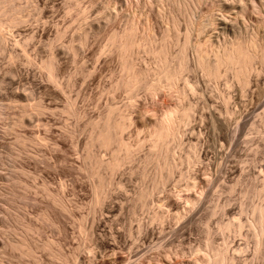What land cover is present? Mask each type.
<instances>
[{
    "label": "rangeland",
    "instance_id": "1",
    "mask_svg": "<svg viewBox=\"0 0 264 264\" xmlns=\"http://www.w3.org/2000/svg\"><path fill=\"white\" fill-rule=\"evenodd\" d=\"M191 1L166 8L183 42L190 14L198 18L183 98L149 90L152 42L130 51L145 72L130 92L114 41L137 16L136 36L154 32L159 47L166 27L157 0L12 2L21 20H0V264H201L207 243H227L235 264H264V233L251 225L264 205V59H254L247 85L193 66L198 43L210 58L235 38L255 37L264 49V0ZM172 109L181 122L155 156L153 131ZM181 110L191 112L188 123ZM109 117H123L117 133L129 157L101 145ZM164 159L170 173L159 169Z\"/></svg>",
    "mask_w": 264,
    "mask_h": 264
},
{
    "label": "bare ground",
    "instance_id": "2",
    "mask_svg": "<svg viewBox=\"0 0 264 264\" xmlns=\"http://www.w3.org/2000/svg\"><path fill=\"white\" fill-rule=\"evenodd\" d=\"M192 1L194 2L195 6H198L200 3V0H192ZM12 2L14 3L15 0L14 1L13 0H6L4 2L1 1V3H0V20L2 17H5V18L8 17V19L11 20L12 22H18L21 20V17L19 16L21 8L17 7L18 6L17 4H16L17 6L12 4ZM262 2H263V0H262ZM157 3L159 6V13H160L159 16H161L162 19L165 21L164 23H165V27H166L163 31V36L161 38V44H160V46L158 45L159 47H156L157 42L154 39L155 36H154V32H153L152 28H151V31L153 32V36H150V34H149V37L143 36V38L140 39L141 41L139 40V37L136 36L138 29L136 27L137 23L135 20H137V18H136L137 16H135V18L131 19L132 24L131 23H130L131 25L129 24L130 27L127 28L126 35H124L120 40L114 39V41L119 44V47H120L121 52H122L123 66H124V69L127 70L128 77H129L128 81H126V84H127L128 88L130 89L129 90L130 92H132L133 89L136 88L140 83H142V80L144 81V79H145V72L140 68L137 69L136 67H134V65L129 60L130 51L131 50L133 51L134 49H136L135 46H138L142 42H145L144 45H146L147 43H148L147 45H149L150 44L149 42H152L153 43L152 45H155V47L152 48V50L150 49L151 51L150 50L149 51L154 56L156 66L154 68V78H153V80H151V84H149V86H148L149 90H151L153 93H157V91H161V90H163V88L174 89L178 93V95L183 98V96L186 95V92L183 91V87L180 88L179 83H180V81L183 82V74L185 72H188L191 69V66L189 63L190 61L188 59L187 50H188V46L192 42L191 41V38H192L191 32H192V25L194 24L193 21H197L198 18L197 19L194 18L195 16L193 14L195 12L191 8L193 10L192 12H194V13H191L190 14L191 16L189 15L190 19L188 20L189 22H188V26H187V32L184 36L185 40L183 42V38H182V40L180 41V38H179V37H181L180 32H182V31H180L181 29H180V25L178 23L180 21L176 20V18H174V16L171 13H168V14H170V16L172 15L171 16L172 18L169 17V15L167 14V12H169V11H167L168 9H166V8H168L167 7L168 5L174 4V5H176L177 9L179 8L183 11L184 5L188 2H186V0H157ZM189 3H188V5H189ZM262 5H264V4H262ZM186 6H187V4H186ZM186 6H185V8H186ZM192 6H194V5H192ZM170 7H171V5L169 6V8ZM195 10H196V8H195ZM189 12H191V11H189ZM167 15L169 18H171L168 20L169 22L168 21L166 22V20L168 19ZM196 15H197V11H196ZM129 16H131V15H129ZM145 16H147V15L145 14ZM132 17H133V15H132ZM147 17H149V16H147ZM161 17H160V19H161ZM2 19H4V18H2ZM146 19H147V21H150V19L148 20V18H145V21H146ZM177 19H179V18H177ZM138 20H139V18H138ZM204 21H205V19H204ZM201 25L202 26L198 30L199 32L202 30L201 28L204 27V22H201ZM150 27H151V25H150ZM182 36H183V33H182ZM136 38H138V39H136ZM136 40H139L140 43L137 42ZM155 42H156V44H154ZM172 43H174L175 45L176 44L178 45L179 49H178V52L176 55H173V52H171L170 47H171V45H173ZM258 43H257V40L255 37L242 38V39L235 38L234 40L230 41V43H228V44L223 43L224 45H221L220 48L215 50L213 58H210V56H208L206 50H204L205 48L203 49L204 45L202 47L199 45L200 43H198V45L195 44V46H193V47H195V52H194L195 56H194L193 66L195 68H200L202 71L205 72V74L209 78H213V79H220V77L223 78L224 75H225L224 77H226L225 79H227L226 74L227 73L229 74V72H230V75H233L235 78H237V80H239L242 85H247L249 83L250 74H251V72H253L252 70H254V67H253L254 59H256L257 57H261L264 59V49L262 46H261L262 47V49H261V47H259ZM203 44H204V42H203ZM144 45H143V47H144ZM206 45H207V43H206ZM151 46L149 45L150 48H151ZM259 52H260V54H259ZM49 73L51 74L50 76L52 77V75H53L52 65L49 66ZM227 80H226V82H228ZM185 83L188 84L189 82L186 80ZM188 87L192 93H193V91H195L193 86H191V83L188 84ZM195 92H197V91H195ZM172 110L171 111L167 110V112L164 114V116L162 118V121H161L159 128L157 130H155L156 132L153 131L154 134L156 133L155 134L156 139L154 138L155 140L152 141L153 142L152 152L154 151L153 149L161 150L162 148H164L165 143L167 142V139L170 136H173L176 134L174 132L178 128L181 120L178 117L176 118V115H175L178 110H173V111ZM184 112L182 111V116L184 115V117H182V116L181 117H182V119H184L183 122L187 121V123H188L191 119V115H190L191 112L189 110H184ZM180 113L178 112L177 116ZM105 123H106V125H105L106 128L101 133H99V134H101L99 136L101 145L103 147H107V148L109 147L110 148V146H113L114 144H116L117 148H118L117 151L120 152V151L124 150L126 152L127 157H129L131 155V145H129L128 143H125L122 140V138L120 139L118 136V133H117L118 130L120 131V129L123 128V123H124L123 117L120 119L116 118L115 120L113 118H110ZM178 134L179 133H177V135ZM154 152H155V156H156L157 151H154ZM165 155H167V151H165ZM162 156L164 157V153L162 154ZM165 160H167V159H164L163 161H165ZM163 163H161V165H163V166H161V168L159 167V169L167 168V171L169 168L171 169V166H170L171 164L169 163V161H168V163L170 165H167V161H165L164 164ZM96 164H94V165H96ZM98 164H100V163H98ZM120 164H121V161L118 158V156H115L113 158V160L109 163L110 166L115 167V168L119 167ZM174 164L172 165V167L175 166V168H176L177 164L176 165H174ZM93 166H92V168H93ZM96 167H98V166H95V169H96ZM158 173H160V172H158ZM167 173H170V172L168 171ZM156 175H159V174H156ZM162 175L163 174H161L160 177H163ZM261 175H263V172H261ZM158 179H157V181L156 180L154 181V184L158 185V183H156V182H161V181H158ZM103 183H101V184H103ZM162 183L163 182H161L160 184H162ZM160 184H159V186H160ZM155 189H153V187H152V189H150V190H154V192H155ZM145 191H147V190L145 189ZM156 191H158V190H156ZM151 194H153V193H151ZM146 195L148 196L149 193ZM162 206L164 207V205H162ZM253 213H254L253 216L254 215H256V216L254 218L252 217L253 220L251 219V221H252L251 225L254 227V230L256 231L257 234L263 235V233H264V205L257 206ZM154 216L156 218L153 217V219L155 218L157 220H159L161 217V216L160 217L158 216V213H156V215H154ZM231 219H233V217ZM237 219H239V218H237ZM233 221H236V220L233 219ZM237 221H239V225H241V219H239ZM229 227H231V225H229ZM237 229H239V227H237ZM221 235L223 237V233H221ZM229 235H231V231H229ZM239 235H241V233H239ZM259 235H257V237H259ZM207 237H209V235H207ZM227 239H230V237H227ZM205 241H207V239H205ZM223 241H225V239H223ZM207 244H206L207 249L205 248L207 250L206 251V258L200 259L203 263L199 260V262H201V264H235L234 258L232 256H229V247L230 246L227 247V243H223V245H225V247H223V248H219L215 245L213 246L210 243H207ZM23 246L24 245L22 242L14 244V248H19V250ZM245 264H247V263H245Z\"/></svg>",
    "mask_w": 264,
    "mask_h": 264
}]
</instances>
